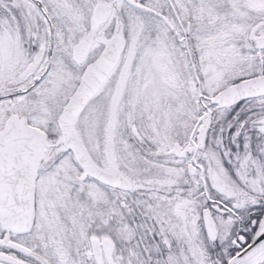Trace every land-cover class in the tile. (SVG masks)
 Returning <instances> with one entry per match:
<instances>
[{
  "label": "snow or ice",
  "instance_id": "obj_1",
  "mask_svg": "<svg viewBox=\"0 0 264 264\" xmlns=\"http://www.w3.org/2000/svg\"><path fill=\"white\" fill-rule=\"evenodd\" d=\"M0 264H264V0H0Z\"/></svg>",
  "mask_w": 264,
  "mask_h": 264
}]
</instances>
